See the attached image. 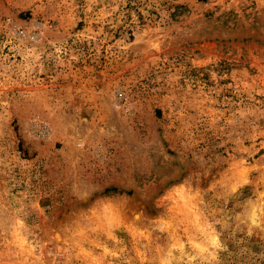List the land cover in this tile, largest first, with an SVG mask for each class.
Instances as JSON below:
<instances>
[{"label":"rangeland","instance_id":"rangeland-1","mask_svg":"<svg viewBox=\"0 0 264 264\" xmlns=\"http://www.w3.org/2000/svg\"><path fill=\"white\" fill-rule=\"evenodd\" d=\"M0 264H264V0H0Z\"/></svg>","mask_w":264,"mask_h":264},{"label":"bare ground","instance_id":"bare-ground-1","mask_svg":"<svg viewBox=\"0 0 264 264\" xmlns=\"http://www.w3.org/2000/svg\"><path fill=\"white\" fill-rule=\"evenodd\" d=\"M251 220H253V218L251 217Z\"/></svg>","mask_w":264,"mask_h":264}]
</instances>
